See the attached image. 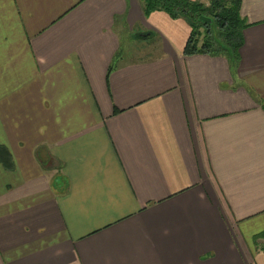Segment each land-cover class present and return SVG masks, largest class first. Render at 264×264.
Listing matches in <instances>:
<instances>
[{
  "label": "crops",
  "instance_id": "crops-1",
  "mask_svg": "<svg viewBox=\"0 0 264 264\" xmlns=\"http://www.w3.org/2000/svg\"><path fill=\"white\" fill-rule=\"evenodd\" d=\"M240 14L232 62L141 0H0V264H264V0Z\"/></svg>",
  "mask_w": 264,
  "mask_h": 264
},
{
  "label": "trees",
  "instance_id": "trees-1",
  "mask_svg": "<svg viewBox=\"0 0 264 264\" xmlns=\"http://www.w3.org/2000/svg\"><path fill=\"white\" fill-rule=\"evenodd\" d=\"M144 13L165 11L172 18L187 20L192 28L184 54L210 53L225 55L232 62L239 59L242 31L246 26L240 14L241 0H141ZM210 18L208 22L201 17ZM119 57V53L117 55ZM116 56V57H117ZM118 59V58H117ZM115 62V61H114ZM113 68L110 67V70ZM0 163L13 168L12 154L0 145Z\"/></svg>",
  "mask_w": 264,
  "mask_h": 264
},
{
  "label": "rangeland",
  "instance_id": "rangeland-1",
  "mask_svg": "<svg viewBox=\"0 0 264 264\" xmlns=\"http://www.w3.org/2000/svg\"><path fill=\"white\" fill-rule=\"evenodd\" d=\"M152 45V42L150 40H140V41H134L133 43H126V38H124V48L132 50H147ZM145 48V49H144ZM133 53H127V55H131Z\"/></svg>",
  "mask_w": 264,
  "mask_h": 264
},
{
  "label": "water",
  "instance_id": "water-1",
  "mask_svg": "<svg viewBox=\"0 0 264 264\" xmlns=\"http://www.w3.org/2000/svg\"><path fill=\"white\" fill-rule=\"evenodd\" d=\"M201 19L205 20V21H208V22H211L212 20L210 18H207V17H201Z\"/></svg>",
  "mask_w": 264,
  "mask_h": 264
}]
</instances>
